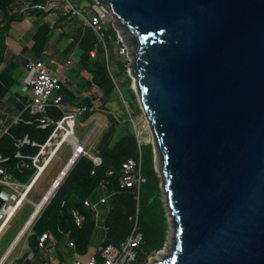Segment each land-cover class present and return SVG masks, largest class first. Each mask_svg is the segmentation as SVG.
<instances>
[{
  "label": "water",
  "instance_id": "95a60500",
  "mask_svg": "<svg viewBox=\"0 0 264 264\" xmlns=\"http://www.w3.org/2000/svg\"><path fill=\"white\" fill-rule=\"evenodd\" d=\"M97 1L132 61L176 225L150 264H264V0Z\"/></svg>",
  "mask_w": 264,
  "mask_h": 264
},
{
  "label": "trees",
  "instance_id": "16d2710c",
  "mask_svg": "<svg viewBox=\"0 0 264 264\" xmlns=\"http://www.w3.org/2000/svg\"><path fill=\"white\" fill-rule=\"evenodd\" d=\"M44 1L40 0V2ZM87 1L90 5L95 2L94 0ZM0 12L4 16V24L0 27L1 67L5 63L4 55L8 46L7 37L11 23L14 20H21L22 14L18 12L15 0H0ZM62 18L60 16V19ZM52 31L53 26L48 22H44L33 35V45L29 52L36 58L35 60L42 57ZM113 37L114 40L118 41L117 33L110 25V31L106 33V38L111 40ZM105 44L107 57H105L104 47L98 45L95 32L89 27L80 25L74 42L67 49V52H70L77 48L79 69H84L91 74V79L87 81L88 85H96L102 92L101 100H98L99 109L105 110L109 124L94 149V152L101 156L102 165L96 169L95 174H91L92 160L82 157L78 161L39 218L34 222L31 231H27L26 241L30 247V254L23 255L18 264H26L28 261L30 264H36L47 258L45 248L40 247L38 243V237L46 231L51 233L55 239L52 248H55L57 253V256H54V261L58 264L63 261L60 252L61 246L71 249L77 255L85 256L94 244L98 247L100 244H120L124 241L133 229L137 202L134 198L136 187L123 188L120 186V169L123 162L131 158L138 159L140 155L142 173L146 177V183L140 187L138 206V225L143 239L137 249V259L134 264H145L148 255L160 251L166 242L169 225L162 200L161 180L154 168L153 144L139 141L131 119L142 110L136 94L131 88L132 78L121 61L116 60V69H111L110 55L112 59H115V55L113 52L110 54L107 42ZM95 48L96 56L91 57L90 52ZM16 69L17 66L14 63L5 64L0 69V103L7 96L10 89L16 85V78L14 77ZM118 90L123 94L128 106L126 110L121 102L125 111L122 118L105 109L110 97L114 94L118 95ZM18 96L23 110L21 120L18 123L11 124L0 137V156H10L8 165L13 176L26 181L32 174L33 168L30 161L14 158L15 151L19 149V139L28 134L31 139L44 142L53 127L46 130L38 128L36 119L39 116L31 115L29 110L25 109L28 97L21 94ZM79 105L92 107L93 103L91 99L85 98L79 102ZM93 112L92 110L85 113L83 119L87 120ZM47 115L59 119L62 113L56 107H49ZM21 151L36 154L38 147L26 146ZM21 164H24L23 172L18 169ZM102 182L107 183L104 190L101 188ZM102 195L107 196V201L99 204L98 211L100 223L106 228L105 233L103 229L96 225V212L85 204L86 200L91 203L98 202ZM74 209H78L85 216V220L80 227L75 224L71 214ZM130 217L133 218L130 219ZM69 241L75 244V249L69 245Z\"/></svg>",
  "mask_w": 264,
  "mask_h": 264
},
{
  "label": "built area",
  "instance_id": "2783aa9c",
  "mask_svg": "<svg viewBox=\"0 0 264 264\" xmlns=\"http://www.w3.org/2000/svg\"><path fill=\"white\" fill-rule=\"evenodd\" d=\"M31 1L34 0H24V3L18 7V12L25 17H29L31 11L43 10L47 14L45 22H48L53 27L59 17L58 10L62 9V2H66L65 11L71 13L72 15H80L84 22V27H89L95 32L98 39V45L101 44L106 50V32L104 30L105 21L103 17L93 8V5L96 4L101 7L100 10L104 12V16L112 13L108 5L94 0V4L90 6V9H88V15H86L79 13L71 4L70 0H45L44 2ZM3 24L4 16L3 13L0 12V27H2ZM118 40V43H121V53H126L127 55V47L120 38ZM90 55L91 57L96 56V48L90 52ZM25 67L27 69L28 75L22 89L24 91H29L31 94V96L28 98L27 104L25 105V109H28L31 115L39 116L36 119L38 121V128L46 130L50 127H53V129L48 138L42 143L31 139L28 134L19 139V149L15 151L14 158L30 161L31 167L33 168L32 174L26 181H22L13 176L8 165L10 156H0V234L9 225L22 205L24 203H30L33 205V210L21 227V229L27 228L22 236L31 229L34 222L39 218L45 207L49 204L57 190L61 187L65 179L82 157L92 160L93 168L91 170V174H95L96 169L100 167L103 162L101 156L93 152L88 147L90 133L85 138L80 139L75 130L77 121H79L85 115V113L92 110V107L90 108L87 105H78L75 108L69 109L66 97L61 92V76L51 73L42 60H29L25 64ZM49 107L58 108L61 111L62 116L59 119H54L48 116L47 109ZM22 111L23 110L21 109L18 115L13 118V121L2 130L0 137L8 130L11 124L18 123L21 120ZM93 128L95 127L93 126ZM26 146L38 147V152L36 154L23 153L21 149ZM65 146L70 148L69 155L59 168L56 175L51 179L48 187L42 193L41 197L38 200L33 201L30 198V195L39 184L46 170L58 157L59 152ZM18 169L20 172H23L24 164L18 166ZM110 174H112V172H110ZM119 182L120 186L123 188L136 187L134 198L137 202V208L136 214L134 216V226L130 235L120 244H100L93 253L88 252L85 256L77 255V257H75V259L70 264L135 263L137 259V249L141 245L143 239L142 232L139 230L138 225L140 187L142 184L146 183V177L142 173L141 155L138 159L131 158L122 163ZM106 186V182L101 183V188L103 190L106 188ZM106 201V195H102L99 201L96 203H91L89 200L85 201V204L96 212V225L103 229L104 233L106 232V228L100 223L98 206L99 204L105 203ZM71 214L75 224L80 227L85 220L84 214L78 209L72 210ZM132 218L133 217H130V219ZM38 238L39 246L45 248L46 255L48 253V256L36 264H58L54 261V256L49 253L50 249H52V245L55 243L53 235L46 231ZM69 245L75 249V244L72 241H69ZM10 246L11 244L5 250L3 255H1L0 264L5 263L16 245L12 247L7 253ZM6 253L8 254L7 257ZM148 259L149 258L147 257V260ZM145 264L148 263L146 262Z\"/></svg>",
  "mask_w": 264,
  "mask_h": 264
},
{
  "label": "rangeland",
  "instance_id": "374dc122",
  "mask_svg": "<svg viewBox=\"0 0 264 264\" xmlns=\"http://www.w3.org/2000/svg\"><path fill=\"white\" fill-rule=\"evenodd\" d=\"M70 2L79 13H83V14L88 15V9H89V6H91V5L87 0H70ZM61 8H62L61 10H58V14L65 12L64 10L66 9V2L65 3L62 2ZM67 14L71 15L69 12H67ZM71 16H72L71 19H73L72 24H75V25L83 24V26H84V22H83L82 18L80 17V15H71ZM67 23H69V22H67ZM67 23H65V24L67 25ZM60 24H62V23H60ZM65 24L64 25L62 24L60 26H66ZM110 25L113 27V25L110 24V22L104 23V30L106 33H108L110 31ZM117 37H118V35H117ZM118 41L114 40V37L111 40L109 38H106V42L108 44L110 54L113 52L115 55V59L114 58L112 59V56L110 55L111 69L112 70L116 69V62L115 61L118 60V61H121L122 63H124V65L127 69V72L130 75V71L132 69V61L126 55V53L125 54L121 53V51H120V48H121L120 44L121 43L120 42L118 43ZM100 47H102L101 44H100ZM104 51H105V57H107L106 50L104 49ZM47 62H48V65L50 66V61H47ZM26 74H27V69L26 70L24 69V71L18 77L20 79L19 82L23 81V78L25 77ZM131 78H132L131 88L135 92L133 77H131ZM19 88H20L19 85H14L10 89L8 95L0 103L1 109H4L7 107L6 105L8 104L11 93L18 90ZM135 94H136V92H135ZM121 102L123 103L124 107L127 110L128 106L124 100L123 94L121 93L120 90H118V95L114 94L110 97L109 101L105 105V109H107L111 113L115 114L117 117L122 118L125 111H124V108H123V105L121 104ZM97 104L99 105V101H97ZM69 109H72V107H69ZM7 110H8L7 111L8 114H6V113L5 114L8 117V119L11 120L12 117H14L15 114L17 113V109L12 107V108H8ZM92 115L93 116L87 121H81V120L77 121V126H76L75 130H76V134L79 136L80 139L85 138L88 135V133L90 132V140H89L90 142L89 143L91 145V148L93 149V147L95 148L97 146V143L99 142L102 133L107 129L109 121H108V115L106 114L104 109L103 110L97 109ZM96 120H98V122H100V123L96 122ZM131 120L134 123V126H135L134 129L137 132L139 140L142 141L143 143H152L153 142L152 134L150 132L147 120H146L145 116L143 115V112L137 113L135 115V117H133V119H131ZM93 125L95 128H93ZM2 129H3V127L1 126V120H0V131ZM69 153H70V148H68V147H64L60 151L58 157L53 161V163L50 165V167L46 170V172L44 173L43 177L41 178L39 184L37 185V187L35 188L33 193L30 195V198L33 201L38 200L41 197L42 193L48 187L51 179L56 175L59 168L61 167L63 162L66 160L67 156L69 155ZM158 160H159V157L155 156V154H154V168H155V171L158 173V176L160 178V172H159L160 160L159 161ZM160 180H161V178H160ZM160 187H161V181H160ZM161 194H162V200L164 202L165 214L167 216L168 225H169L167 239H166V242L164 244V247L161 249V250H164V257H162V259H163L165 257L170 256L172 251L174 250L175 242H176V225L173 221V217L170 214V208L167 207V205H166L167 204L166 203V197H165V193H164L162 188H161ZM32 210H33L32 204L24 203L22 205V207L19 209V211L17 212V214L14 216V218L11 220L9 225L6 227L5 231L3 232V234L0 237V257H1V255H3L5 250L8 248V246L10 245V243L12 242V240L14 239L16 234L19 232V230L23 226L24 222L27 220L28 216L32 212ZM26 235H27V232L22 236L21 240L15 246V248L13 249V251L11 252L10 256L7 258V260L5 261L4 264H18L19 259L23 255L30 254V247H29L28 242L26 241ZM96 248H97V246H96V244H94L90 248L89 253L95 252ZM160 251L149 254L148 258L150 259V262L148 259L147 263L150 264L152 261L156 260L157 256H159L158 254ZM60 252L62 253V256H63V261L60 264H70L75 259V257H77L76 253H74L71 249H69L65 246L60 247ZM49 253L52 256H55V257L57 256L55 248L50 249ZM47 256H48V253H47ZM162 259H158V260H162Z\"/></svg>",
  "mask_w": 264,
  "mask_h": 264
},
{
  "label": "crops",
  "instance_id": "0c3cea01",
  "mask_svg": "<svg viewBox=\"0 0 264 264\" xmlns=\"http://www.w3.org/2000/svg\"><path fill=\"white\" fill-rule=\"evenodd\" d=\"M35 1L40 2V0H34L31 2H35ZM23 3L24 0H15V4L17 8L20 7ZM46 15L47 14L43 10H33L30 12L29 17H25L22 15L21 20H14L11 23V28L7 37L8 46L4 55L5 63L0 67V69L3 66H5V64L8 63L16 64L17 69L15 71L14 77L16 78V85H19L20 88L11 93L8 104L6 105L7 107L4 109L0 108V114H1L0 120L3 129L13 121V118L16 115H18V113L22 109V104L20 103L18 95L19 94L25 95L28 98L31 96L29 91H24L22 89L25 84V80L27 78L28 72L23 78L22 82H19L20 79L18 77L24 71V69L26 70L24 61L26 59L35 61L36 59L33 55L30 54L29 49L33 45L32 37L39 28V26L46 21L47 18ZM71 15L67 14L66 11L64 13L62 12L59 14V17L50 35V38L43 50L42 57L39 59L44 62V64L50 70L51 73L61 76L63 93H64L62 94L66 97L68 108L69 107L75 108L76 106L79 105L80 101H82L85 98H89L92 100L93 103L92 110L95 112L97 109H99V105L97 104V101L101 100L102 92L99 90V88L96 85H88L87 81L91 79V74L84 69H79L78 67L79 56L77 54V50H76L77 48H74L72 51L67 52L69 45L74 42L77 29L80 26V24L79 25L72 24L73 19H71L72 18ZM60 16L63 18L60 19ZM67 22H69L70 24ZM60 23H62L63 25L67 23V25L65 24L66 26H60L62 25ZM47 61H50V66L48 65ZM11 106L17 109V113L10 120L8 119L6 114H8L7 109L12 108ZM92 116L93 115H91L87 120H89ZM83 117L80 120L87 121L84 120ZM96 122H98V120H96ZM2 130L0 131V133L2 132ZM89 142H88V147L92 151H94L95 148L93 147L92 149ZM5 229L3 230V232L5 231ZM3 232L0 234V236L3 234ZM21 238L22 237H20V240ZM26 264H30V262L28 261L26 262Z\"/></svg>",
  "mask_w": 264,
  "mask_h": 264
},
{
  "label": "bare ground",
  "instance_id": "6f19581e",
  "mask_svg": "<svg viewBox=\"0 0 264 264\" xmlns=\"http://www.w3.org/2000/svg\"><path fill=\"white\" fill-rule=\"evenodd\" d=\"M158 161H159V160H158ZM26 229H27V228H24L22 234L26 231ZM22 234H21V235H22ZM20 237H21V236H20ZM20 237L17 238V240L14 242V244H13L12 247H14V246L19 242ZM158 255H159V256H157L156 260H158V259H162V257H164V250H161V251L159 252ZM7 256H8V254L6 255V257H7Z\"/></svg>",
  "mask_w": 264,
  "mask_h": 264
}]
</instances>
